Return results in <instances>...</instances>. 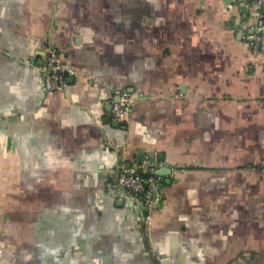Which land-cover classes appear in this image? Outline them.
I'll return each instance as SVG.
<instances>
[{
	"label": "crops",
	"instance_id": "crops-1",
	"mask_svg": "<svg viewBox=\"0 0 264 264\" xmlns=\"http://www.w3.org/2000/svg\"><path fill=\"white\" fill-rule=\"evenodd\" d=\"M254 0H0V264H264ZM46 45L74 70L43 87ZM131 96L110 118L116 90ZM164 159L151 220L111 188Z\"/></svg>",
	"mask_w": 264,
	"mask_h": 264
},
{
	"label": "built area",
	"instance_id": "built-area-1",
	"mask_svg": "<svg viewBox=\"0 0 264 264\" xmlns=\"http://www.w3.org/2000/svg\"><path fill=\"white\" fill-rule=\"evenodd\" d=\"M262 5L264 0H254ZM252 49L264 53V15L257 18L253 31L249 34ZM62 50L46 45L42 60L38 63L42 71L43 87L47 92L55 93L64 90L68 85V77L74 70L64 66ZM115 96L109 99L110 118L125 123L128 119L131 96L125 90H116ZM167 164L157 156L141 155L133 158L128 164L117 167L115 178L111 181V188L118 198H128L135 202L141 211L142 220L149 223L151 210L160 197V173L157 171ZM122 195V196H121Z\"/></svg>",
	"mask_w": 264,
	"mask_h": 264
},
{
	"label": "water",
	"instance_id": "water-1",
	"mask_svg": "<svg viewBox=\"0 0 264 264\" xmlns=\"http://www.w3.org/2000/svg\"><path fill=\"white\" fill-rule=\"evenodd\" d=\"M114 99L117 100L118 97L115 96ZM109 105H111V104L109 103ZM130 107H131V103H130ZM113 123H114V124H118V123H121V122H117L116 120H114ZM157 172L160 173V174L169 173V172H170V168H169V167H163V168H160ZM121 196H122V195H121ZM155 205H156V204H154L153 207H154Z\"/></svg>",
	"mask_w": 264,
	"mask_h": 264
}]
</instances>
